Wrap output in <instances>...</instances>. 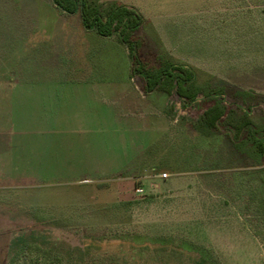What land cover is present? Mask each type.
Segmentation results:
<instances>
[{"label":"rangeland","instance_id":"374dc122","mask_svg":"<svg viewBox=\"0 0 264 264\" xmlns=\"http://www.w3.org/2000/svg\"><path fill=\"white\" fill-rule=\"evenodd\" d=\"M144 1L156 24L136 33L140 59L183 63L204 89L167 95L156 130L154 116L92 129L90 105L28 86L76 77L66 58L38 66L43 34L12 22L30 7L0 1V264H264V153L246 145L252 130L264 147V0ZM215 102L226 116L203 129ZM233 114L251 121L237 138Z\"/></svg>","mask_w":264,"mask_h":264},{"label":"crops","instance_id":"0c3cea01","mask_svg":"<svg viewBox=\"0 0 264 264\" xmlns=\"http://www.w3.org/2000/svg\"><path fill=\"white\" fill-rule=\"evenodd\" d=\"M107 1L135 9L143 17V24L152 26L156 24L154 18L156 12L153 14L145 13L144 6L140 3L141 0ZM147 1L150 0H146L144 3ZM12 2L16 9L18 7L23 8L25 5L30 7L28 10L22 11L21 14L19 13L18 16H14L12 22L23 25L27 23L28 30L29 28L35 29V35L43 34L41 38L42 47H37L40 48L39 53L33 52L35 59L38 61V66L42 63V57H45L46 59L43 62L51 61L50 64L53 66V70L57 68L64 72L66 69L57 65L56 62L66 58L65 60L71 63L69 65L70 69L76 77L71 81H30L28 86L40 88V85H42L44 89H55L57 99H59L56 104L59 106L63 95L74 100L77 104L90 105L93 118L90 125L92 129H98L101 121H107L110 124L109 119L115 121L119 118L134 117L133 119L136 120L147 121L148 117L151 116H154L156 121L160 122L159 128L155 126L153 130L163 129V121L165 120L164 98L167 95L158 90L150 93L144 92L143 81L135 80L133 78L135 76L131 73L132 62L127 48L120 44L115 37L102 38L94 31L85 30L78 14L68 15L62 13L53 5L51 0H12ZM35 2L44 4L46 13L43 12L42 14L40 12L34 16V7L37 6L34 5ZM24 14H27V16H24ZM68 35L76 42L70 43ZM162 47L164 48L163 45ZM104 58L110 59L111 62ZM120 60L124 63V69L122 74L119 75L115 63L118 64L117 62ZM103 61L108 63H103ZM76 89H79L80 92L76 93ZM101 89L103 90L101 91ZM75 94L78 95L75 96ZM62 109L58 107V111ZM143 130H148L146 123H140L137 127L139 133ZM123 132L117 133L114 137H119L118 144L124 146L127 143L123 138L126 132ZM85 181L89 180L84 179L81 182Z\"/></svg>","mask_w":264,"mask_h":264},{"label":"trees","instance_id":"16d2710c","mask_svg":"<svg viewBox=\"0 0 264 264\" xmlns=\"http://www.w3.org/2000/svg\"><path fill=\"white\" fill-rule=\"evenodd\" d=\"M51 1L64 14H78L85 30L94 31L102 38L115 37L120 44L125 46L132 62L131 73L143 81L145 93L158 90L166 95L174 94L179 100L192 104L198 101L199 97H202L204 89L196 85L195 73L192 68L180 62H169L161 58L156 59V66H149L140 59L141 41L136 33L143 25L144 19L135 9L115 2H107L102 10L89 0ZM221 93L218 91V93L215 92L212 95H220ZM207 97H210V91ZM233 115V121L236 119L235 117L240 119L231 125V128L235 131L233 138H237L240 132L251 129L249 128L251 121L246 114ZM225 116L221 104L215 102L203 112L199 119V125L206 130L216 129L218 122L224 119ZM246 145L251 147L250 153L253 151V153L263 155L264 147L259 140L255 139L252 130ZM233 146L237 151L241 150L239 145L235 144ZM183 248L185 250L191 249L188 246Z\"/></svg>","mask_w":264,"mask_h":264},{"label":"built area","instance_id":"2783aa9c","mask_svg":"<svg viewBox=\"0 0 264 264\" xmlns=\"http://www.w3.org/2000/svg\"><path fill=\"white\" fill-rule=\"evenodd\" d=\"M159 178L162 179V180L166 179L167 175L166 174H161V175H159ZM135 193L138 194V195H141V194H143V190L141 188H137L135 190Z\"/></svg>","mask_w":264,"mask_h":264}]
</instances>
